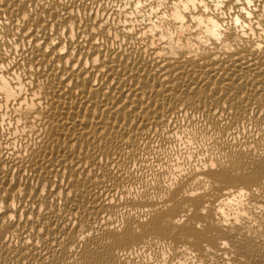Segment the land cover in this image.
<instances>
[{
	"label": "bare ground",
	"instance_id": "bare-ground-1",
	"mask_svg": "<svg viewBox=\"0 0 264 264\" xmlns=\"http://www.w3.org/2000/svg\"><path fill=\"white\" fill-rule=\"evenodd\" d=\"M0 264H264V0H0Z\"/></svg>",
	"mask_w": 264,
	"mask_h": 264
},
{
	"label": "clouds",
	"instance_id": "clouds-1",
	"mask_svg": "<svg viewBox=\"0 0 264 264\" xmlns=\"http://www.w3.org/2000/svg\"><path fill=\"white\" fill-rule=\"evenodd\" d=\"M243 215H246V213H244ZM236 223H240V221H239V220H236ZM81 239H83V237H82ZM28 243H31V241H28ZM222 246H223V247H227L228 245H227V243L225 242Z\"/></svg>",
	"mask_w": 264,
	"mask_h": 264
},
{
	"label": "snow or ice",
	"instance_id": "snow-or-ice-1",
	"mask_svg": "<svg viewBox=\"0 0 264 264\" xmlns=\"http://www.w3.org/2000/svg\"><path fill=\"white\" fill-rule=\"evenodd\" d=\"M240 2V0H237V3H239ZM249 6H251L250 4H249ZM213 167H215V165H213Z\"/></svg>",
	"mask_w": 264,
	"mask_h": 264
}]
</instances>
